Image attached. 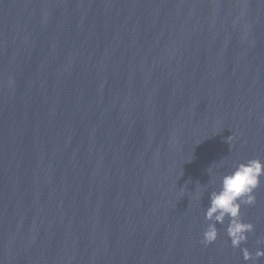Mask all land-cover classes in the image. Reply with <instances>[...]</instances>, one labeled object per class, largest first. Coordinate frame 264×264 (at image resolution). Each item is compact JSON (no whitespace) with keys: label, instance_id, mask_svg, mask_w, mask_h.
I'll return each instance as SVG.
<instances>
[{"label":"water","instance_id":"95a60500","mask_svg":"<svg viewBox=\"0 0 264 264\" xmlns=\"http://www.w3.org/2000/svg\"><path fill=\"white\" fill-rule=\"evenodd\" d=\"M253 157L264 0H0V264H249L200 239Z\"/></svg>","mask_w":264,"mask_h":264},{"label":"clouds","instance_id":"9594fccd","mask_svg":"<svg viewBox=\"0 0 264 264\" xmlns=\"http://www.w3.org/2000/svg\"><path fill=\"white\" fill-rule=\"evenodd\" d=\"M262 182L264 160L260 157L238 162L220 177L219 188L209 193L208 205L204 210L207 225L201 234L202 245L208 246L217 241L221 232V228L217 227L219 224L231 247L241 250L243 260L258 264L259 259L264 257V247H258L255 252L242 247L247 244L249 234L255 231V224L244 219L242 208L256 203V191ZM207 184L201 185L204 190ZM257 243L264 244L259 240Z\"/></svg>","mask_w":264,"mask_h":264}]
</instances>
